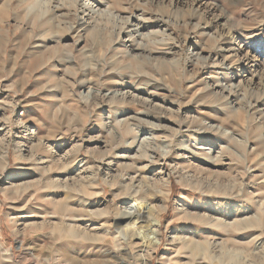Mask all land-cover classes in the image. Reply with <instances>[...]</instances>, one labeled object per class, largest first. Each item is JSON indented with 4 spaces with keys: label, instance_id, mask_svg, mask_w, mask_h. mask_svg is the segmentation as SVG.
I'll use <instances>...</instances> for the list:
<instances>
[{
    "label": "rangeland",
    "instance_id": "obj_1",
    "mask_svg": "<svg viewBox=\"0 0 264 264\" xmlns=\"http://www.w3.org/2000/svg\"><path fill=\"white\" fill-rule=\"evenodd\" d=\"M8 3L0 264L78 253L56 235L69 228L101 237L85 246L89 264H134L147 230L161 241L146 264H188V240L206 244L195 264H264V0ZM129 39L146 48L137 59ZM228 47L238 54L225 60ZM161 205L157 225L129 226Z\"/></svg>",
    "mask_w": 264,
    "mask_h": 264
},
{
    "label": "bare ground",
    "instance_id": "obj_2",
    "mask_svg": "<svg viewBox=\"0 0 264 264\" xmlns=\"http://www.w3.org/2000/svg\"><path fill=\"white\" fill-rule=\"evenodd\" d=\"M10 0H7L6 1V4L5 3H3V4H1V6H0V11L2 10H6V12H8L9 11V8L7 7V3L9 2ZM9 4V3H8ZM17 8V7H16ZM11 10V9H10ZM27 11V10H26ZM22 13H24L23 15L21 14L20 15V13H17V15H16V18H19V20L20 21H23V18H25L26 19V13L25 12H22ZM31 13V12H30ZM80 19V22L81 21H83L82 19L83 18H79ZM17 20V19H16ZM52 21V20H51ZM30 24H31V30H32V32L36 29L35 28V21H34V19H32L30 22H29ZM41 23V22H40ZM82 23V22H81ZM71 29V28H70ZM50 33H51V31H50ZM128 35V34H127ZM126 35V36H127ZM40 36V38H39V40L41 39V34L39 35ZM38 36V37H39ZM55 36V35H54ZM54 36L52 35V38H54ZM129 37H131L130 35H128ZM51 37V36H50ZM46 38V37H45ZM127 38V37H126ZM130 40V43H129V45L128 46H126V49H127V53L129 52H131L132 54L133 53H140V51L141 52H143V51H146L145 49H143V45L141 46L138 42H134V40L132 41L131 39H129ZM122 42H124V40L122 41ZM36 47H41V45H36ZM229 47H231V46H229ZM227 48L225 51H226V53H228V54H225V53H221V56H222V58L223 59H225V60H228V59H231V58H234L238 53H237V51H236V49H234V48ZM151 51V50H150ZM128 53V55H130ZM144 53V52H143ZM131 54V55H132ZM142 54V53H141ZM219 54H220V52H219ZM135 56V58L137 59V54L136 55H134ZM142 56V55H141ZM140 56V57H141ZM139 57V58H140ZM148 58V57H147ZM246 59H248V58H246ZM252 61V60H251ZM232 63V62H231ZM248 63H249V61L246 63V65H245V67H247V69L248 70H250V71H252V69H253V67L255 66V65H253V64H251V65H248ZM252 63V62H251ZM236 66V65H235ZM238 66V65H237ZM203 67V66H202ZM249 71V72H250ZM252 75V74H251ZM253 76H256L255 75V72H254V74L252 75V78H253ZM251 77V76H250ZM254 78H257V76L256 77H254ZM87 84H88V80L87 79H83L81 82H80V86L81 87H85V86H87ZM253 84V83H252ZM251 84V82H249V84L248 85H252ZM211 85V84H210ZM154 86V85H153ZM210 89H211V93H213V89H216L217 88V90H219V92H226L225 91V89H224V87L223 86H219L218 84H216V85H214V86H211V87H209ZM168 89V88H167ZM208 89V88H207ZM213 90V91H212ZM213 94H215V92L213 93ZM220 94V93H219ZM228 96H224V98H230V96L232 95L231 94V92H227L226 93ZM222 95V94H221ZM235 95V94H234ZM233 99H236V98H233ZM228 101V100H227ZM234 104H236V103H234ZM264 103H262L261 105H263ZM99 105V104H98ZM233 112H235L234 110H233ZM140 114H144L145 116H148V115H150V113L148 112V111H140L139 112ZM261 119H262V121L263 122H261V124L263 123L264 124V115L261 113ZM186 122V121H185ZM129 125V124H128ZM127 125V126H128ZM131 125V124H130ZM242 131V130H241ZM141 192H142V190H136V189H132L131 191H130V194L131 195H134L135 197L134 198H138V196H140L141 195ZM148 192V190L146 189L144 192H142V193H144V194H146ZM143 194V195H144ZM166 196H167V194H166ZM161 197H162V199L165 197V195H164V193H162L161 194ZM165 209V205L164 206H160V207H158V208H156V209H153V210H151V211H149V212H147V213H140V212H138V214H136L135 215V217H134V221L135 222H128L129 223V226L130 225H133V227H136V230L137 229H139V227H137V225H136V222H137V224L138 223H142V225L143 224H145V228L146 227H148V225H147V223L145 222V219H147V218H149L148 220H147V222L148 221H150L151 219L152 220H154V222H155V224L157 225L158 223H159V218H160V215H161V212L163 211ZM125 216H129L130 217V215L128 214V215H125ZM125 216H121L122 218H123V220H122V222L121 223H126L127 222V219H125L124 217ZM149 223V222H148ZM260 223L258 222V224H257V226H260L259 225ZM121 225V224H120ZM67 228V227H66ZM257 228V227H256ZM260 228H261V226H260ZM108 229H111V227H108ZM242 229L243 228H236L235 230H237V233L238 232H242ZM259 229V228H258ZM244 231V230H243ZM259 231V230H258ZM263 232V231H262ZM150 233L151 232H149L148 230H147V232L146 233H144L143 232V234L141 235V240H144V238H147V240L149 239V243H148V241L145 243V245H143L142 247H138V250H140V251H143L142 253H143V255H139V256H136V257H134V264H146V262L148 261V260H150L151 261V257H152V252H154L155 250H156V248L158 247V244L160 243V241H161V238H154V237H150ZM243 233V232H242ZM253 233H251V234H242V238H244V237H246L247 238V236L249 237V236H251ZM56 235H57V237H58V239L60 240V243H61V246L62 245H67L68 243H74L75 245H77L78 246V248H79V252L77 253V251L76 250H65V251H54V252H50V253H48L46 256H44L43 254H42V260L41 261H43L44 262V264H89V261H88V257H89V254L91 253L90 251H87V250H85L86 249V247L85 246H90V243H88L89 242V240H93V239H101V237H96V238H93L91 235H88L84 230H79L78 228L76 229V230H73L72 228H69V229H67L66 231L64 230V233H61V231H59V232H57L56 233ZM135 235H137V233H135ZM135 235H133V236H135ZM258 235V234H257ZM257 235H254V236H257ZM253 236V235H252ZM250 238H252V237H250ZM113 239V238H112ZM254 239H256L255 237H253L252 238V240H254ZM115 245H117V246H120V244L118 245L116 242H115ZM181 247L179 246V249L181 248V249H183V248H188L189 250H190V253H189V257H190V261H189V263L188 264H195V261H196V259H197V256L198 255H203V256H206L207 255V253H208V251L206 250V244L205 243H202V242H198L197 240H188L187 241V243H184L183 241L181 242ZM117 246H115V247H117ZM130 246H132V244L130 243ZM132 248H133V246H132ZM64 249V248H63ZM65 249H67V248H65ZM121 247H117L116 249H115V251H111V252H113V256H115V257H117V258H120L119 256H122L123 254L121 253ZM119 255V256H118ZM209 256L210 255H208V258H209ZM123 257V256H122ZM211 257V256H210ZM124 259H125V257H123Z\"/></svg>",
    "mask_w": 264,
    "mask_h": 264
}]
</instances>
